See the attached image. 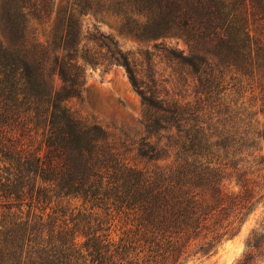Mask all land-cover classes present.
<instances>
[{
	"label": "trees",
	"instance_id": "16d2710c",
	"mask_svg": "<svg viewBox=\"0 0 264 264\" xmlns=\"http://www.w3.org/2000/svg\"><path fill=\"white\" fill-rule=\"evenodd\" d=\"M74 10L116 13L138 39L183 38L257 76L264 91V0H74L52 47L30 49L24 33L11 35L16 47L0 43V264H181L204 230L216 246L233 223L217 221L228 194L213 150L247 135L221 119L222 72L205 55L168 50L209 89L195 103L155 95L109 35L89 37L103 54L81 47ZM101 59L125 66L148 108L147 128L167 133L162 145L142 141L140 154L169 153L168 166L131 164L100 124L68 105L84 89V65Z\"/></svg>",
	"mask_w": 264,
	"mask_h": 264
},
{
	"label": "rangeland",
	"instance_id": "374dc122",
	"mask_svg": "<svg viewBox=\"0 0 264 264\" xmlns=\"http://www.w3.org/2000/svg\"><path fill=\"white\" fill-rule=\"evenodd\" d=\"M41 2L0 0V43L16 47L11 35L24 33V43L30 49L39 43L52 47L54 32L62 29L60 18L64 13L72 12L74 0H46L44 10ZM74 13L79 20L81 47L87 42L90 54H103L106 49L89 37L99 33L109 35L118 48L129 55L143 87L160 97H166L168 93L173 99L195 103L205 99L204 89H209L206 81H199L190 66L169 57L168 50L182 52L185 56L205 55L210 64L221 70L222 86L220 93L214 95L215 99L223 101V108H228V114L224 110L221 119L227 127L234 125L239 136L247 135L228 146L223 137L214 139L227 146L213 150L215 158L219 159L216 160L220 164L219 177L228 194L226 207L218 214L217 221L224 226L233 223L226 228L228 232L216 246L209 244L210 234L204 230L191 242L189 256L181 264H264L263 81L225 66L213 54L198 52L183 38L145 40L125 33L122 31L123 19L116 13H80L78 10ZM101 61L103 63L98 65H84V89L80 97L70 98L68 105L88 122L100 124L109 141L126 154L131 164L146 168L168 166L172 163V158H167L169 153L163 152L159 160H151L139 152L142 141L162 145L167 133L147 128L148 108L134 88L125 66Z\"/></svg>",
	"mask_w": 264,
	"mask_h": 264
}]
</instances>
